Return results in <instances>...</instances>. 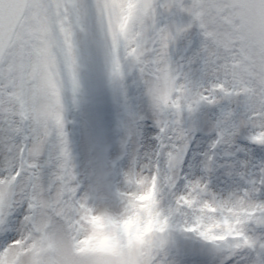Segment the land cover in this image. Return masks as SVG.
<instances>
[{"label": "snow or ice", "instance_id": "snow-or-ice-1", "mask_svg": "<svg viewBox=\"0 0 264 264\" xmlns=\"http://www.w3.org/2000/svg\"><path fill=\"white\" fill-rule=\"evenodd\" d=\"M0 264H264V0H0Z\"/></svg>", "mask_w": 264, "mask_h": 264}]
</instances>
